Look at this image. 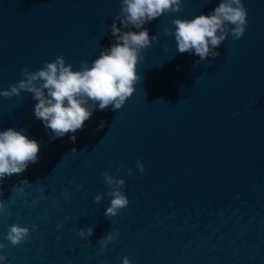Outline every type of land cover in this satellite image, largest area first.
Instances as JSON below:
<instances>
[{"label":"water","instance_id":"1","mask_svg":"<svg viewBox=\"0 0 264 264\" xmlns=\"http://www.w3.org/2000/svg\"><path fill=\"white\" fill-rule=\"evenodd\" d=\"M220 2L183 0V12L145 24L160 39L142 53L134 95L118 111L96 106L75 143L72 133L51 139L31 93L0 96V131L40 146L38 163L0 183L5 264H264V0H242L245 35L229 34L221 55L199 65L164 35ZM120 12L121 0H0V92L61 55L73 71L91 66L115 43L114 22L139 31L123 28ZM104 173L125 180L129 199L110 219ZM13 224L30 230L19 246L6 238ZM89 227L91 247L78 235ZM114 231L103 250L98 241Z\"/></svg>","mask_w":264,"mask_h":264},{"label":"clouds","instance_id":"2","mask_svg":"<svg viewBox=\"0 0 264 264\" xmlns=\"http://www.w3.org/2000/svg\"><path fill=\"white\" fill-rule=\"evenodd\" d=\"M185 9L183 0H121V12L115 17L123 28H135L139 31H122L114 22L111 25V35L115 43L109 49L101 51L91 66L82 62L80 71H73V66L66 64L64 57L58 56L52 62H45L43 67L31 72L28 68L22 70L24 79L18 84H11L10 90L0 92L5 98L20 97L21 92L31 93L35 104L34 115L42 120L46 129L54 135L51 139H59L72 133L71 140L76 142L74 135L82 130L93 112L103 111L112 106L113 111L121 110L127 100L131 98L136 85L140 83L138 65L142 53L150 48L159 36H150L144 25L162 17L167 13H181ZM175 32L164 30L165 36L174 35L180 54L191 53L200 59L196 65L215 59L221 54L216 51L228 38L241 39L247 30V10L242 0H221L219 5L208 15H199L194 19H175L172 21ZM167 51V48L165 49ZM195 65V66H196ZM94 107H89V104ZM103 127V122H101ZM40 146L34 139H29L20 131L8 129L0 131V183L14 174H22L31 164L39 162ZM72 153H77L76 149ZM140 173L145 171L141 160L136 161ZM127 175H133L129 169ZM105 183L112 197L110 206L105 211L106 218H114L129 206V199L124 194L126 182L123 178H114L104 173ZM28 181H21L12 188V192H23ZM2 195V193H0ZM104 199L97 195L94 203L99 205ZM4 202L0 199V212L4 211ZM36 227L35 225L33 226ZM94 234V228L80 230L78 235L88 240ZM30 236V230L20 224L9 227L7 240L13 246H19ZM119 231L105 236L98 241L103 250H107L110 243L119 239ZM5 245L0 243V250ZM7 256L0 253V264H5ZM123 264H131L128 257H124Z\"/></svg>","mask_w":264,"mask_h":264}]
</instances>
